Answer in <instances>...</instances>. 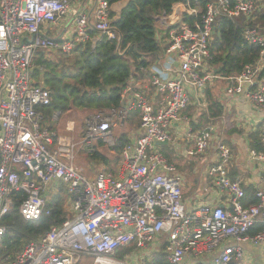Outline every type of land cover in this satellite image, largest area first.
Masks as SVG:
<instances>
[{"label":"built area","instance_id":"1","mask_svg":"<svg viewBox=\"0 0 264 264\" xmlns=\"http://www.w3.org/2000/svg\"><path fill=\"white\" fill-rule=\"evenodd\" d=\"M73 5L72 0H0V239L6 231L3 219L16 205L24 220L37 221L49 214L51 197L60 192L67 197L63 220L12 257L0 258V264H150L151 257L143 254L151 255L160 244L165 264H264V82H255L264 60V33L257 25L243 30L244 41L260 47L257 61L228 78L236 82L232 92L262 111V150L251 151L262 163L255 189L258 202L243 204L241 183L227 173L229 150L217 142L218 158L210 173L217 190L228 194L229 206L202 203L185 208L180 173L159 150L160 143L171 140V128L183 119L190 96L199 100L217 77L207 67L215 21L240 15L252 20L264 3L210 0L194 28L180 22L169 29L165 52L173 58L172 76L152 75L150 80L162 94L158 105L154 107L132 84L124 87L121 103L129 95L130 109L140 112L138 135L122 145L116 174L99 170L93 178L76 166V153L80 149L94 153L98 141L115 145L112 129L126 119L128 108L121 105L89 116L79 135L74 121H67L65 132L57 133L45 123L43 113L51 92L32 77L38 50L70 54L87 40L119 38L109 25L107 0H93L91 9L76 10L67 34L48 36L46 30L57 26ZM196 12L187 9L188 14ZM91 26L96 38L88 33ZM59 116L54 111L51 119ZM187 137L193 140L188 154L202 153L211 145L213 127L188 131ZM258 223L262 228L252 232ZM132 245L140 251L138 258L116 256Z\"/></svg>","mask_w":264,"mask_h":264},{"label":"trees","instance_id":"2","mask_svg":"<svg viewBox=\"0 0 264 264\" xmlns=\"http://www.w3.org/2000/svg\"><path fill=\"white\" fill-rule=\"evenodd\" d=\"M209 1L107 0L109 25L118 34V39L101 37L95 43L87 40L79 43L70 54L60 53L62 59L60 55H54L53 60L47 59L43 57V50L36 52L34 60L38 66L33 69L32 77L36 84L46 86L52 96L49 106L43 109L44 116L49 118L54 111L61 113L68 109L69 102L76 108L118 109L124 87L142 69H147L166 47L165 40L161 39L166 37L171 26L158 27V20L169 15L173 5L181 2L189 9H198L196 13L185 12L181 15V22L194 28ZM250 24L257 25L264 33V9L258 11L252 20L240 15L233 19L219 17L215 21L207 64L209 68L216 70V75L227 78L236 76L246 65L257 61L260 47L243 39V30ZM88 33L91 38L98 35L92 26ZM125 141L126 135L119 134L114 146L116 153ZM89 157L109 162L97 150ZM66 198L63 192L51 197L46 206L49 214L43 213L37 221L24 220L16 205L3 219L6 231L0 239V258L12 257L28 241L61 222ZM242 202L245 206L257 203L255 191L244 189ZM261 228L262 224L258 223L252 228V232ZM155 264H165L163 256Z\"/></svg>","mask_w":264,"mask_h":264},{"label":"crops","instance_id":"3","mask_svg":"<svg viewBox=\"0 0 264 264\" xmlns=\"http://www.w3.org/2000/svg\"><path fill=\"white\" fill-rule=\"evenodd\" d=\"M78 1H76V6L73 5L72 12H70L71 15L68 14L61 19L57 26L52 27L54 28L52 36L65 35L71 30L73 12L75 13L82 6L87 9L92 8L93 0H81L80 4H78ZM81 3L84 4L81 6ZM261 3H264V0H261ZM187 9L189 8L184 3L178 2L174 4L172 12L163 18L161 24L170 25L171 28L176 27L181 22V15L185 12L187 13ZM191 9L198 11L196 8ZM48 30H46V34ZM165 38L161 40L166 42ZM165 49L147 69H142L140 74H136L137 77L132 79L130 83L150 98L154 107L158 105L162 94L151 85V76L155 75L162 79H167L172 76V70L174 69V65L171 64L173 58L167 56ZM260 64L261 69L255 78L257 83L264 82V60ZM209 70L213 73L216 72V70L211 68ZM235 85L236 82L234 80L217 75L216 78L206 85L205 91L202 92L199 100L194 95L190 96L189 103L182 113L183 119L171 128V140L159 145V150L180 173L182 201L187 209H192L202 203L220 205L225 208L229 206L228 194L217 190L214 184V174L210 173L218 158L215 150L217 142L223 143L228 148L231 156L227 165L228 176L232 180H239L243 190L250 189L255 191L256 183L261 177L262 163L252 157L251 151L259 152L262 150L259 141V122L262 111L253 103L247 101L242 94L232 92L231 88ZM121 105L128 108V113L126 119L117 121V125L112 129V132L116 130V127H122L125 130L119 134L126 135L128 141L138 135L140 112L138 109H130L131 101L129 95L125 96ZM133 119L137 120V124H131L130 121ZM51 122H57L61 126L60 116L56 121H53L51 117H45V123L52 128L53 123ZM62 122L63 130L56 129L57 133L65 132V123L67 121ZM206 126L213 127V138L210 147L202 153L190 156L188 150L192 148L193 140L187 137V132L196 133ZM75 129L78 134L80 128L75 125ZM113 134L117 139L119 134L116 135L114 132ZM115 145L107 147L104 143L98 141L96 147V150L103 154L108 161H110V156L105 155L104 151L106 149L110 153L114 151L117 158L115 166L107 168L105 165L109 162L104 163L100 160H94L86 152L88 163L78 158L76 166L89 178H93L99 170L117 173L120 168V151L116 153ZM164 148L169 150L170 154L164 152ZM245 201L247 200L245 199ZM245 201L243 202L245 203ZM246 248L252 250L249 246H246Z\"/></svg>","mask_w":264,"mask_h":264},{"label":"rangeland","instance_id":"4","mask_svg":"<svg viewBox=\"0 0 264 264\" xmlns=\"http://www.w3.org/2000/svg\"><path fill=\"white\" fill-rule=\"evenodd\" d=\"M72 1H74V3H76V1H78V0H72ZM80 1L81 0L78 1V4H80ZM70 12H72V11H70ZM70 12H69V14H70ZM72 15H74V12H73ZM162 21H163V18L161 20L160 19L158 20V22H159L158 23V27L160 25H162L161 24ZM53 29L54 28H49V30L47 31V35L52 36L53 33H54V30ZM54 55H55V57H59V55H60L61 59L63 58V56L60 54V52L59 53H51V52H49V53H45L44 52L43 53V57L44 58L51 59V60L54 59ZM33 63H34V66L37 65V63L35 62V60H33ZM100 111H106V109L76 108V107H74L71 104V102H69L68 109H66V110H64V111H62L60 113V122H61L60 124H61V126H59V124L57 122H51V123H53V126H52V128L49 126V128H50L51 131H54L56 129L62 131L63 130V125H62L63 122L62 121H65L66 120V121H74L75 125H77V127L81 129V128H83V126L85 124V121H86V119L89 116H91V115H93L95 113H98ZM130 122H131V124H137V120L136 119H133ZM124 130L125 129H123L122 127H119L118 126V127H116V130H114L113 132L117 135V134H119L120 132H122ZM106 150L104 151V154L107 155L108 157L110 156V161L105 166L107 168L110 167V166H115L116 165V162H117V158H116V155L114 154V151H112V153H110V152H108V150L107 151ZM164 152H167L168 154H170V151L169 150H166V148H164ZM78 158H81L83 161H85L86 163H88L87 154L85 153L84 149H80L76 153L75 160H74V163L75 164H76ZM100 168H102V167H100ZM49 192H50V190H49ZM154 248H155V251L153 253L150 252L151 255H146V253L143 254L144 256H147V258H150L151 257V260L152 261H151L150 264H155V262H157L158 260H160V258L162 257V254H161L162 246H161V244L159 246L155 245ZM116 256L118 258H120V259H126L128 256H133L135 258H138L140 256V251L135 249V245H132V246H128V247H125L123 249H120L116 253Z\"/></svg>","mask_w":264,"mask_h":264},{"label":"water","instance_id":"5","mask_svg":"<svg viewBox=\"0 0 264 264\" xmlns=\"http://www.w3.org/2000/svg\"><path fill=\"white\" fill-rule=\"evenodd\" d=\"M213 33H214V30H213ZM165 142H163V143H160V144H164Z\"/></svg>","mask_w":264,"mask_h":264},{"label":"bare ground","instance_id":"6","mask_svg":"<svg viewBox=\"0 0 264 264\" xmlns=\"http://www.w3.org/2000/svg\"><path fill=\"white\" fill-rule=\"evenodd\" d=\"M2 257H4V256H2Z\"/></svg>","mask_w":264,"mask_h":264}]
</instances>
